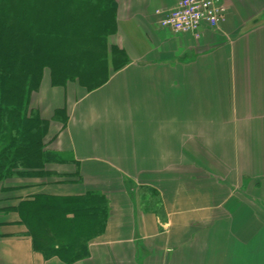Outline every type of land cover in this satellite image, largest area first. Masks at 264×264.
<instances>
[{"label":"crops","instance_id":"0c3cea01","mask_svg":"<svg viewBox=\"0 0 264 264\" xmlns=\"http://www.w3.org/2000/svg\"><path fill=\"white\" fill-rule=\"evenodd\" d=\"M111 1L126 63L90 92L49 85L48 103L43 78L30 106L67 161L45 167L70 178L0 182V264H66L35 252L11 209L87 193L108 218L70 264H264V0H215L225 18L199 39L159 25L178 0Z\"/></svg>","mask_w":264,"mask_h":264},{"label":"trees","instance_id":"16d2710c","mask_svg":"<svg viewBox=\"0 0 264 264\" xmlns=\"http://www.w3.org/2000/svg\"><path fill=\"white\" fill-rule=\"evenodd\" d=\"M111 5V0H0V182L70 178L46 170L67 161L47 149L50 121L31 108L30 97L46 71L51 87L74 82L90 92L108 80L109 68L124 66L122 51L106 40L115 27ZM65 115L64 108L57 109L51 121L64 128ZM145 205L156 201L146 197ZM11 210L35 252L66 264L87 256V244L102 233L109 212L106 199L95 193L36 196Z\"/></svg>","mask_w":264,"mask_h":264},{"label":"built area","instance_id":"2783aa9c","mask_svg":"<svg viewBox=\"0 0 264 264\" xmlns=\"http://www.w3.org/2000/svg\"><path fill=\"white\" fill-rule=\"evenodd\" d=\"M156 13L161 14V27L199 39L201 26L217 28L225 18L226 8L215 0H178L174 9Z\"/></svg>","mask_w":264,"mask_h":264},{"label":"rangeland","instance_id":"374dc122","mask_svg":"<svg viewBox=\"0 0 264 264\" xmlns=\"http://www.w3.org/2000/svg\"><path fill=\"white\" fill-rule=\"evenodd\" d=\"M111 36V35H110ZM110 36H108V37H106V40H107V42H108V47L109 46H114V45H112V43L109 41V37ZM110 65H111V63H110ZM111 71V68H109V72ZM48 72L46 71V73L44 72V76H43V78H44V84H42V86H41V93H42V99H43V102L44 103H48L50 100H52L51 98H54L55 97V95H54V91L53 90H51L50 89V84H49V75L47 74ZM47 74V75H46ZM69 83H71V82H69ZM72 83H74V82H72ZM40 89V88H39ZM39 93V90L35 93V94H38ZM35 94L34 95H31V97H30V104H31V101L33 100V98H35ZM63 157V156H62ZM61 158V157H60ZM62 159H64V158H62Z\"/></svg>","mask_w":264,"mask_h":264}]
</instances>
